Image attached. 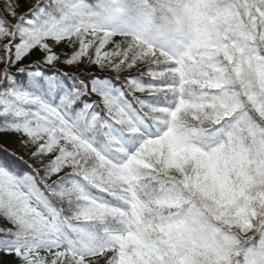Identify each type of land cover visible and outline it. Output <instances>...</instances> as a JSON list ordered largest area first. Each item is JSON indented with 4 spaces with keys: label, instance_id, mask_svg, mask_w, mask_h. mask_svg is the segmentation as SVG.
Returning a JSON list of instances; mask_svg holds the SVG:
<instances>
[{
    "label": "snow or ice",
    "instance_id": "obj_1",
    "mask_svg": "<svg viewBox=\"0 0 264 264\" xmlns=\"http://www.w3.org/2000/svg\"><path fill=\"white\" fill-rule=\"evenodd\" d=\"M0 264H264V0H0Z\"/></svg>",
    "mask_w": 264,
    "mask_h": 264
},
{
    "label": "trees",
    "instance_id": "obj_2",
    "mask_svg": "<svg viewBox=\"0 0 264 264\" xmlns=\"http://www.w3.org/2000/svg\"><path fill=\"white\" fill-rule=\"evenodd\" d=\"M66 71L68 70V69H65Z\"/></svg>",
    "mask_w": 264,
    "mask_h": 264
}]
</instances>
